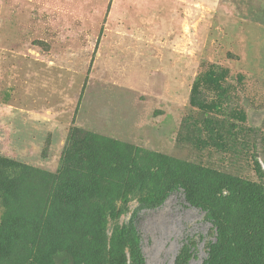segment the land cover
Returning a JSON list of instances; mask_svg holds the SVG:
<instances>
[{"label":"rangeland","instance_id":"374dc122","mask_svg":"<svg viewBox=\"0 0 264 264\" xmlns=\"http://www.w3.org/2000/svg\"><path fill=\"white\" fill-rule=\"evenodd\" d=\"M0 158V264H264V0H0Z\"/></svg>","mask_w":264,"mask_h":264},{"label":"trees","instance_id":"16d2710c","mask_svg":"<svg viewBox=\"0 0 264 264\" xmlns=\"http://www.w3.org/2000/svg\"><path fill=\"white\" fill-rule=\"evenodd\" d=\"M128 151V148H127ZM132 154V152L130 151ZM159 166L155 164L154 159L148 160L147 164L139 166L137 172L140 174H147L150 177V185H154L156 182L153 176L157 175L161 171L160 162H158ZM188 169V167H187ZM25 170L27 168L19 163L0 158V199L9 201V198L12 196L14 189L18 186L19 180L23 176ZM185 170V169H184ZM199 178L197 176L182 174L181 176L170 178V180L165 181L162 184V191H175L178 188L184 189L187 193V202L196 208H201L205 210L208 209V214L212 216L214 219V224L217 228V232L219 235L224 233V222L225 219L230 222L231 218H236V209L234 206L230 204L222 208V210L217 211L213 208V204L210 201V204L204 203L200 201L197 197V186ZM170 193L165 195L163 199H165ZM217 201L221 204H224V200L221 198L217 199ZM260 215V214H259ZM238 227V226H237ZM228 257L227 251L225 253L221 250L219 246L216 244L210 247V252L204 264H222L224 260ZM141 264H145L141 262Z\"/></svg>","mask_w":264,"mask_h":264}]
</instances>
